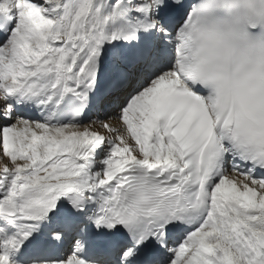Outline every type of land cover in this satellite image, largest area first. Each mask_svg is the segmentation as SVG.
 I'll use <instances>...</instances> for the list:
<instances>
[{"label": "snow or ice", "instance_id": "snow-or-ice-1", "mask_svg": "<svg viewBox=\"0 0 264 264\" xmlns=\"http://www.w3.org/2000/svg\"><path fill=\"white\" fill-rule=\"evenodd\" d=\"M0 264H264V0H0Z\"/></svg>", "mask_w": 264, "mask_h": 264}]
</instances>
